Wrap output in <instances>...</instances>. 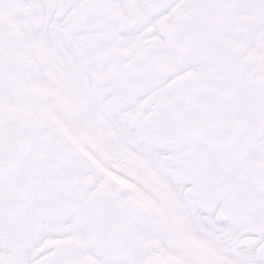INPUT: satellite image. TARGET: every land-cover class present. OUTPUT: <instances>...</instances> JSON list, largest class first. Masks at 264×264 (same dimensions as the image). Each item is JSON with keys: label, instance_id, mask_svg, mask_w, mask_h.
Returning a JSON list of instances; mask_svg holds the SVG:
<instances>
[{"label": "snow or ice", "instance_id": "6c2138e0", "mask_svg": "<svg viewBox=\"0 0 264 264\" xmlns=\"http://www.w3.org/2000/svg\"><path fill=\"white\" fill-rule=\"evenodd\" d=\"M0 264H264V0H0Z\"/></svg>", "mask_w": 264, "mask_h": 264}]
</instances>
